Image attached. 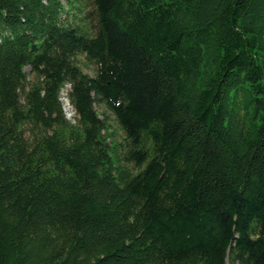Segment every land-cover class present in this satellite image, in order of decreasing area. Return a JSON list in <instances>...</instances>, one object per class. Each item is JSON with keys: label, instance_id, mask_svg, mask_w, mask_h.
Segmentation results:
<instances>
[{"label": "trees", "instance_id": "trees-1", "mask_svg": "<svg viewBox=\"0 0 264 264\" xmlns=\"http://www.w3.org/2000/svg\"><path fill=\"white\" fill-rule=\"evenodd\" d=\"M0 264H264V0H0Z\"/></svg>", "mask_w": 264, "mask_h": 264}, {"label": "rangeland", "instance_id": "rangeland-1", "mask_svg": "<svg viewBox=\"0 0 264 264\" xmlns=\"http://www.w3.org/2000/svg\"><path fill=\"white\" fill-rule=\"evenodd\" d=\"M26 71H28V68H26ZM84 71L87 72V73H89V74H91V72H92L90 69H88V68H86V67H84ZM28 80H29V81H33V76H32V75H29V76H28ZM67 89H68V86H66V87L62 90V92H61V100H62V102H63V106H64V114H65L66 118H67L68 120L74 122V121H73L74 112H73L71 106L69 105L68 99H67V97H66ZM95 108H96L97 111H102V109H103V107L98 106V105H96ZM121 137H122V135L120 136V138H121Z\"/></svg>", "mask_w": 264, "mask_h": 264}]
</instances>
